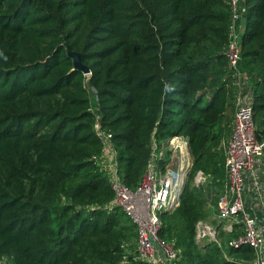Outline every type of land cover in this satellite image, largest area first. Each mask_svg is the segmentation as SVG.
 Segmentation results:
<instances>
[{
    "label": "trees",
    "instance_id": "trees-1",
    "mask_svg": "<svg viewBox=\"0 0 264 264\" xmlns=\"http://www.w3.org/2000/svg\"><path fill=\"white\" fill-rule=\"evenodd\" d=\"M243 5L240 67L264 143V0ZM231 18L230 0H0V256L11 264H146L136 259L132 221L107 209L114 193L95 161L99 118L129 189L146 171L152 139H186L188 179L207 176L201 187L187 181L175 209L160 215L174 264H244L231 257L253 250L226 248L221 230V246L195 240V224L215 215L226 182Z\"/></svg>",
    "mask_w": 264,
    "mask_h": 264
},
{
    "label": "built area",
    "instance_id": "built-area-1",
    "mask_svg": "<svg viewBox=\"0 0 264 264\" xmlns=\"http://www.w3.org/2000/svg\"><path fill=\"white\" fill-rule=\"evenodd\" d=\"M243 1L230 0L231 39L227 51L236 94L233 132L226 142L224 153L226 182L215 206L214 218L219 228L198 221L195 224V240L211 241L219 245L217 237L221 230L229 236L226 248H251L253 260L249 264H264V143L259 141L253 121V89L249 76L240 67L241 44L247 18ZM93 129L102 141V153L95 161L97 163L103 157L110 163L107 177L114 197L107 209H123L134 224L137 231L136 259L146 264H174L177 251L159 238L162 228L160 215L175 209L187 182L192 165L188 141L178 136L168 139L164 147L169 151L170 158L164 159L163 144L152 139L146 171L138 185L129 189L117 173L116 152L110 140L111 135L100 128L99 118ZM174 157L183 159L176 169L170 165ZM161 161L165 165L161 166ZM193 181L195 187L204 186L207 176L198 171ZM0 264L11 263L1 255Z\"/></svg>",
    "mask_w": 264,
    "mask_h": 264
},
{
    "label": "rangeland",
    "instance_id": "rangeland-1",
    "mask_svg": "<svg viewBox=\"0 0 264 264\" xmlns=\"http://www.w3.org/2000/svg\"><path fill=\"white\" fill-rule=\"evenodd\" d=\"M89 92L91 94V107L94 110L96 108L95 101H94V99H95V93H93L92 89H90V88H89ZM232 117H233V115H232ZM233 121H234V117H233ZM233 121H232V123H233ZM162 150L164 152V159L170 158V153L167 150L166 146L164 147V145H162ZM181 162H183V159H181V160L179 159L178 160V158L174 157L172 163H170L171 168L172 169H176L178 167L179 163H181ZM187 181H188V183L191 186H195L194 185L193 178L192 179H188ZM206 220H207L206 223L208 225H212V226H215L216 227V225H213V223H216V221L215 222L213 221V220H215L214 215H212V216L209 215L208 216V219H206ZM196 243L199 246H203V245L209 244L208 241H204V240L196 241ZM231 259L232 260H235L237 262H240V263H243L244 262L246 264H249L253 260V254H252V252H250V253L249 252L248 253H242V254L240 253L239 255H237V257L234 256V257H231Z\"/></svg>",
    "mask_w": 264,
    "mask_h": 264
},
{
    "label": "water",
    "instance_id": "water-1",
    "mask_svg": "<svg viewBox=\"0 0 264 264\" xmlns=\"http://www.w3.org/2000/svg\"><path fill=\"white\" fill-rule=\"evenodd\" d=\"M67 54L73 59V65L78 67V70L83 74H88L89 70L82 65L80 55L76 53V51H71L70 48L67 46Z\"/></svg>",
    "mask_w": 264,
    "mask_h": 264
},
{
    "label": "crops",
    "instance_id": "crops-1",
    "mask_svg": "<svg viewBox=\"0 0 264 264\" xmlns=\"http://www.w3.org/2000/svg\"><path fill=\"white\" fill-rule=\"evenodd\" d=\"M97 165H98L99 169L101 171H104L105 174H106V176H108V174L110 173V171H109V169H110V163H109V161L106 158H103L102 157L100 160H98Z\"/></svg>",
    "mask_w": 264,
    "mask_h": 264
}]
</instances>
